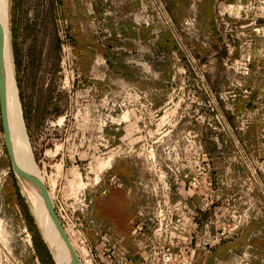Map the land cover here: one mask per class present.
Wrapping results in <instances>:
<instances>
[{
    "label": "rangeland",
    "instance_id": "374dc122",
    "mask_svg": "<svg viewBox=\"0 0 264 264\" xmlns=\"http://www.w3.org/2000/svg\"><path fill=\"white\" fill-rule=\"evenodd\" d=\"M49 2L60 73L37 81L23 37ZM8 22L33 162L81 264L171 242L192 264H264V0H8ZM22 183L0 121V264H55Z\"/></svg>",
    "mask_w": 264,
    "mask_h": 264
},
{
    "label": "bare ground",
    "instance_id": "6f19581e",
    "mask_svg": "<svg viewBox=\"0 0 264 264\" xmlns=\"http://www.w3.org/2000/svg\"><path fill=\"white\" fill-rule=\"evenodd\" d=\"M0 26L4 33L3 66H4V83H5V92H6V113H7V123H8V130L10 136V143H11L14 159L17 165L21 169L32 175L39 177L41 181H43L33 162V158L31 155L30 146L28 143L26 130L21 114V107L18 99L19 98L18 90L16 87L14 74H13L14 72H13L12 60L10 54L8 0H0ZM23 183L29 186V188H27L26 186H24V188H25V194L27 195L28 200L32 204L31 213L33 214V217L36 220L43 241L48 246V249L51 253L54 263L69 264L71 259L70 253L67 250V248L64 246L60 237H58L56 232L53 230L52 224L43 206L39 193L37 192V190L33 185L26 182ZM70 242L74 247L73 245L74 243L71 241V239ZM75 248L76 247H74V249Z\"/></svg>",
    "mask_w": 264,
    "mask_h": 264
},
{
    "label": "trees",
    "instance_id": "16d2710c",
    "mask_svg": "<svg viewBox=\"0 0 264 264\" xmlns=\"http://www.w3.org/2000/svg\"><path fill=\"white\" fill-rule=\"evenodd\" d=\"M52 4V2L47 4L46 11L41 13L42 16L39 22H37L35 17L32 20L30 19L24 31L23 44H26V56L32 71V77H35L37 81L41 80L37 75L43 73L41 72L42 67L48 66L47 74L49 73L51 77H57L58 73H60L62 42L58 35V30L52 22L54 19L52 18ZM18 66H20L19 59ZM50 84L52 85V83ZM49 88H47V93L50 92ZM48 100L50 101L49 97ZM58 113V110H56L55 114Z\"/></svg>",
    "mask_w": 264,
    "mask_h": 264
},
{
    "label": "water",
    "instance_id": "95a60500",
    "mask_svg": "<svg viewBox=\"0 0 264 264\" xmlns=\"http://www.w3.org/2000/svg\"><path fill=\"white\" fill-rule=\"evenodd\" d=\"M3 50H4V33L0 26V121H1V129L3 133V141H4L5 148H6V153H7L9 162H10V167L16 178H18L20 181L33 185L35 189L37 190V192L39 193L43 206L52 224L53 230L56 232L58 237H60L64 246L67 248V250L70 253L71 259H70L69 264H80V259L78 257V254L76 250L74 249V247L72 246L70 239L66 235L64 229L62 228L56 216L52 200L50 198V195L48 193V190L45 184L43 183V181H41L39 177L24 171L15 162L13 151L11 148L8 123H7Z\"/></svg>",
    "mask_w": 264,
    "mask_h": 264
},
{
    "label": "built area",
    "instance_id": "2783aa9c",
    "mask_svg": "<svg viewBox=\"0 0 264 264\" xmlns=\"http://www.w3.org/2000/svg\"><path fill=\"white\" fill-rule=\"evenodd\" d=\"M54 210L56 213V216L64 229V226L62 225V222L58 216V210L56 209V206L54 205ZM162 211L159 212V228L162 227ZM66 235L68 236V233L64 229ZM70 239V237L68 236ZM84 243L86 242L85 239ZM173 243L171 242L170 245H164L160 247H151L149 250H147V255H145L144 260L140 264H192V255L185 256L183 254V251H177L175 248L173 249ZM145 249V248H144ZM149 252V254H148ZM78 254V253H77ZM78 257L80 259V262L82 261V258L80 254H78ZM95 264H132L129 260L124 259L122 257H118L114 252H109V254L104 255L102 257L97 258V260L94 261Z\"/></svg>",
    "mask_w": 264,
    "mask_h": 264
},
{
    "label": "crops",
    "instance_id": "0c3cea01",
    "mask_svg": "<svg viewBox=\"0 0 264 264\" xmlns=\"http://www.w3.org/2000/svg\"><path fill=\"white\" fill-rule=\"evenodd\" d=\"M128 173H129V170H128ZM112 174H116L115 172H113ZM105 176V175H104ZM107 176H110V172L108 173V175ZM110 190H111V188H109ZM108 189V191H110ZM120 192H122L121 190H120ZM123 193V192H122ZM123 199H124V202H126V203H128L127 202V197H129L128 196V194H125V193H123ZM110 198H112V195H110V193L108 192L107 194H106V196H105V198H104V203H105V201H108ZM125 204V203H124ZM126 205V204H125ZM125 215V214H124ZM127 215V214H126ZM127 220H129L130 221V223L132 224V222H133V219H132V213H129L128 215H127ZM215 249V251H214V253H212V254H210L209 256H206V258H201V261H200V264H220L221 263V258H217V256L215 255V253H217L218 252V248H214ZM141 255H142V253H141ZM128 258H129V261L131 262V263H134V264H137L136 262H134V260H135V258H131L130 256H128ZM144 258H145V256L144 257H142V259H141V262L144 260ZM132 260V261H131ZM140 262V263H141Z\"/></svg>",
    "mask_w": 264,
    "mask_h": 264
}]
</instances>
